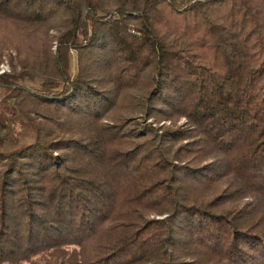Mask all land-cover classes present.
<instances>
[{"label": "trees", "instance_id": "16d2710c", "mask_svg": "<svg viewBox=\"0 0 264 264\" xmlns=\"http://www.w3.org/2000/svg\"><path fill=\"white\" fill-rule=\"evenodd\" d=\"M4 55L0 264H264V0H0Z\"/></svg>", "mask_w": 264, "mask_h": 264}, {"label": "rangeland", "instance_id": "374dc122", "mask_svg": "<svg viewBox=\"0 0 264 264\" xmlns=\"http://www.w3.org/2000/svg\"><path fill=\"white\" fill-rule=\"evenodd\" d=\"M8 71H10V66L6 56L4 55L3 60L0 62V73ZM11 117L12 122L9 124V135L8 137L0 140V150L2 151L21 148L34 140V130L27 128V124L18 114H14ZM186 121L185 117H181L177 120V125H182L186 123ZM160 124L171 125L172 122L171 120H163Z\"/></svg>", "mask_w": 264, "mask_h": 264}]
</instances>
